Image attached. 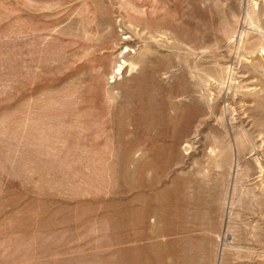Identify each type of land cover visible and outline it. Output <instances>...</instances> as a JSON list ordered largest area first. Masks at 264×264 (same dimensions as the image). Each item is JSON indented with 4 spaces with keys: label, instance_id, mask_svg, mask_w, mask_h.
I'll return each instance as SVG.
<instances>
[{
    "label": "rangeland",
    "instance_id": "obj_1",
    "mask_svg": "<svg viewBox=\"0 0 264 264\" xmlns=\"http://www.w3.org/2000/svg\"><path fill=\"white\" fill-rule=\"evenodd\" d=\"M0 264H264V0H0Z\"/></svg>",
    "mask_w": 264,
    "mask_h": 264
}]
</instances>
